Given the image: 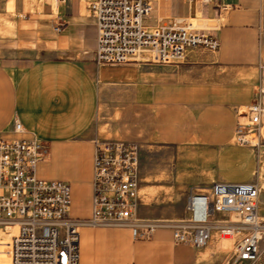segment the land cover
Here are the masks:
<instances>
[{
	"label": "crops",
	"instance_id": "obj_1",
	"mask_svg": "<svg viewBox=\"0 0 264 264\" xmlns=\"http://www.w3.org/2000/svg\"><path fill=\"white\" fill-rule=\"evenodd\" d=\"M152 4L157 23L147 27L193 24L219 39V51L191 50L167 66L145 57L98 66L97 24L84 3L0 0V49L7 52L0 59V138L41 140L48 150L38 164L43 177L70 185L75 220L93 215L97 139L140 146L139 217L159 194L188 195L216 182H257L264 217L261 150L235 142L239 113L258 97L263 0H223L222 9L176 0ZM16 121L24 133L15 132ZM156 150L176 152L161 176L144 166V152ZM9 232L0 226L5 244ZM206 249L177 245L168 227L149 240L136 239L130 228L82 227L80 264H201Z\"/></svg>",
	"mask_w": 264,
	"mask_h": 264
},
{
	"label": "built area",
	"instance_id": "obj_2",
	"mask_svg": "<svg viewBox=\"0 0 264 264\" xmlns=\"http://www.w3.org/2000/svg\"><path fill=\"white\" fill-rule=\"evenodd\" d=\"M46 1L58 5L68 0ZM79 1L96 20L98 66L137 63L143 57L145 62L167 66L183 61L191 50L217 53L220 49L219 39L193 24L145 26L144 19L153 11L152 0ZM176 1L223 7V0ZM55 30L60 32L61 26ZM258 100L239 113L248 121L239 123L235 142L240 145L252 144L246 129L262 123L264 108ZM14 130L25 132L18 121ZM47 153L37 138H0V224L12 228L10 241L0 242V253L5 252L11 264H80L82 227L130 228L133 236L142 240L151 239L158 228L168 227L173 229L177 245H190L199 251L218 235L221 243H232L227 252L235 263H256L260 258L264 217L260 215L261 187L257 182L213 183L207 190L188 193L186 216L181 220L145 221L139 217L144 196L140 146L97 139L93 215L88 220H75L69 216L70 185L37 177V166Z\"/></svg>",
	"mask_w": 264,
	"mask_h": 264
},
{
	"label": "rangeland",
	"instance_id": "obj_3",
	"mask_svg": "<svg viewBox=\"0 0 264 264\" xmlns=\"http://www.w3.org/2000/svg\"><path fill=\"white\" fill-rule=\"evenodd\" d=\"M157 23L156 21V13L154 12L151 16H148L144 19L145 26H154ZM263 50H264V31H263ZM7 52L0 49V59H4ZM260 81L258 88V98L261 106L264 108V61L262 63L261 68L257 69ZM247 110H243L246 112ZM103 108L101 113V118L103 117ZM243 123H248L247 119H242ZM254 128L252 133H249V130ZM246 129V134L248 139L255 144L257 149L260 148L261 152V169L262 176L264 178V116L262 119V123L257 127H251ZM176 152L173 150H156L152 152H144L143 160L144 166L148 171L155 173L156 176H161V172L164 168L172 169V160L175 156ZM37 177L40 180L50 181L43 177V168L41 165L37 166ZM173 183V182H172ZM264 186V183H263ZM186 195L185 193L181 195H173L166 196L165 193L159 194L155 199L149 201V205L143 207L141 211L142 217L141 219L150 222L157 221H178L184 218L186 212ZM262 213H264V205H261ZM2 236V235H1ZM5 236V235H3ZM6 237V236H5ZM2 244H5L2 240H0ZM232 246L231 242L223 241L221 243L220 239H218V235H215L214 239L211 241L209 246L207 247L204 253V260L201 264H237L235 263L232 256L228 254L227 250H230ZM2 251H5V248H1ZM2 256L6 257L10 261V257H8L5 252L0 253ZM8 264L7 262H5ZM11 264V261H10ZM240 264V263H238ZM242 264H264V242L262 243L261 255L259 260L256 263H242Z\"/></svg>",
	"mask_w": 264,
	"mask_h": 264
},
{
	"label": "bare ground",
	"instance_id": "obj_4",
	"mask_svg": "<svg viewBox=\"0 0 264 264\" xmlns=\"http://www.w3.org/2000/svg\"><path fill=\"white\" fill-rule=\"evenodd\" d=\"M242 119H244V118H242ZM242 123H243V121H242ZM0 226L3 227L4 229H8L10 231L9 234L12 235V228L10 226L4 225V224H0Z\"/></svg>",
	"mask_w": 264,
	"mask_h": 264
}]
</instances>
